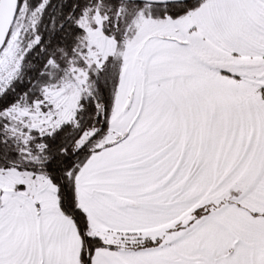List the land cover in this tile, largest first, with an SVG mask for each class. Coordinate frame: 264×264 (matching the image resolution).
<instances>
[{
	"label": "snow or ice",
	"instance_id": "6c2138e0",
	"mask_svg": "<svg viewBox=\"0 0 264 264\" xmlns=\"http://www.w3.org/2000/svg\"><path fill=\"white\" fill-rule=\"evenodd\" d=\"M0 264H264V0H0Z\"/></svg>",
	"mask_w": 264,
	"mask_h": 264
}]
</instances>
